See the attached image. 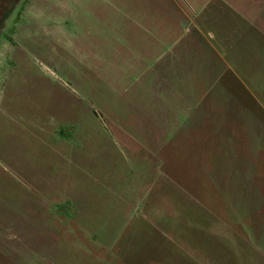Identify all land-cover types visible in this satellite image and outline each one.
<instances>
[{
  "label": "rangeland",
  "instance_id": "rangeland-1",
  "mask_svg": "<svg viewBox=\"0 0 264 264\" xmlns=\"http://www.w3.org/2000/svg\"><path fill=\"white\" fill-rule=\"evenodd\" d=\"M260 2L0 0V264H264Z\"/></svg>",
  "mask_w": 264,
  "mask_h": 264
},
{
  "label": "crops",
  "instance_id": "crops-1",
  "mask_svg": "<svg viewBox=\"0 0 264 264\" xmlns=\"http://www.w3.org/2000/svg\"><path fill=\"white\" fill-rule=\"evenodd\" d=\"M235 1L238 2L240 0H235ZM259 4L263 5V7H264V0H261V2ZM263 20H264V18H263ZM253 28L255 29V32H257L259 34V36L264 35V27H262L260 24L253 23ZM250 78H251L252 84H254V86H255V89L258 92H261L262 91V84L264 83V63L261 65V68L259 69V71H257L255 74H253ZM243 103L245 104V101H243ZM242 107H243V105H242ZM248 114L251 116V117L249 116V118L252 120L253 124H255L258 128H262V129L264 128V119H262L261 110L259 108H255L253 106L252 110L251 111L249 110ZM245 115L246 114L243 111L241 113H238L235 110L234 116L231 115V117L234 121H237L239 124L244 125V124H246L245 123V119H246Z\"/></svg>",
  "mask_w": 264,
  "mask_h": 264
}]
</instances>
